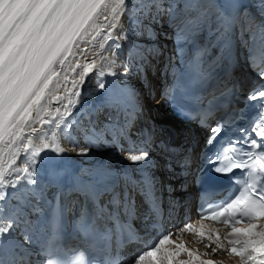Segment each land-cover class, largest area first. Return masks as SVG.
Masks as SVG:
<instances>
[{"label": "snow or ice", "instance_id": "6c2138e0", "mask_svg": "<svg viewBox=\"0 0 264 264\" xmlns=\"http://www.w3.org/2000/svg\"><path fill=\"white\" fill-rule=\"evenodd\" d=\"M188 7L192 6L188 5ZM164 11L168 9L164 8L162 0H137L131 9L128 0H0V248H4L14 239L17 228L25 233V239H31L27 235L31 222L23 211V205L28 203L27 195L31 194L29 186L35 184L33 177L37 161L42 159L45 150L65 152L66 149L60 146L62 138L70 143H77L70 132L73 124L77 123L72 119L74 115L72 110L80 102L79 86L84 83V78L90 73L96 74L98 79L105 75H116L113 67L101 68L95 58L91 62L86 59V53L94 46L97 36L103 34L104 39L99 44L100 51L95 52L94 57L99 56L101 62L107 60L108 64L116 66L115 57L121 48L120 41L129 39L128 32L133 30V26L142 28L144 19H148L149 16L155 18ZM125 14L129 17L128 29H123L121 24V18ZM187 23L191 24L192 21L189 20ZM117 31L121 32L119 37L115 35ZM81 43L85 44L84 48L80 47ZM107 48L113 50V59L109 60L100 54ZM249 52L251 67L261 79H264V25L261 26V42L256 54H252V49H249ZM78 55L85 57V60L83 63L77 62L73 65L69 58ZM57 65L60 66V71L57 70ZM123 67V74L126 75L129 72V65L125 64ZM69 68L74 73L76 69H82L79 78L71 81L70 89L66 86L68 82L66 73ZM60 72H64L65 75L62 77ZM62 80L65 85V95L55 96L54 99L67 100V103L63 104V111L57 108L56 112L52 113L43 101L53 96L54 89L60 87ZM99 87L105 88L102 80L99 82ZM260 88L264 89V85ZM168 95L166 91L165 97ZM261 98H264V90L254 89L249 94V99L252 101ZM127 99H130V95L115 100L114 104L127 102ZM261 106L264 107V103ZM45 114L50 119H44ZM259 119L260 122L255 126L239 129L241 137L235 142L229 141L230 147L223 150V155L218 154L216 157L218 163L223 164L225 160L228 161L227 166L215 168L216 172L243 170L241 178L237 181L239 195H236L235 199L229 197L231 203L226 201L221 205L213 203L212 207L216 208L215 211L209 208L206 213H202L204 219L223 222L232 227V232L228 233V243L232 247L227 251L239 256L240 264H264V229L257 235H251L235 227V223H239L235 220L237 215L247 218L249 230L255 228L252 221L256 219L257 214L264 215V113L259 114ZM36 123L41 125L39 129L33 126ZM211 131L213 137L209 138V144L213 142L220 128H212ZM85 136L86 143H93L96 137L95 129L91 132L86 130ZM37 140L39 144L36 143ZM236 144L240 147L237 148ZM88 150L87 147H81L79 154H85ZM136 151L134 147L129 149L130 153ZM22 153L26 157L24 167H16ZM127 159L133 163L147 162L149 153L139 150V154H130ZM9 177L14 178L9 179ZM128 179L134 188H139L140 194L150 203L151 211L158 216L159 207L153 179L150 176H143L140 181ZM21 186L25 188V193L17 197L19 204L14 206L12 211H7L4 201L9 195L8 190L10 189L15 195L16 190ZM86 194L93 199L96 198L94 190ZM109 203L113 206V210L108 211L105 207L101 211L106 212L108 219L115 222L117 230L122 231L124 225L120 221L119 209L123 206L125 214H130V194L127 186L123 199L120 193L113 192ZM131 207L134 208V203ZM231 221L234 223H230ZM185 229L197 231L192 225L187 224ZM170 235L171 233L168 235L159 233L157 237L159 242L153 240L154 247L147 245L150 250L138 256L137 264H142L145 260H150L151 264H162L167 259V254L161 245L171 242ZM129 238H133L131 232ZM207 238L212 239L210 235ZM216 243L217 248L223 247L219 237ZM177 247L181 248L182 245ZM52 248L53 244L50 243L42 248L40 254L54 255ZM217 248H213L212 251H217ZM183 250L187 251V249ZM154 253L158 254L155 260L152 259ZM0 264H5V261L0 259ZM11 264H28V262L25 256H20ZM40 264H44V261ZM47 264H61V262L48 259ZM64 264H91V261L87 259L86 253L81 251ZM105 264H119L118 258L109 257L105 260ZM179 264H188V262L181 261ZM202 264H216V262L206 260L202 261Z\"/></svg>", "mask_w": 264, "mask_h": 264}, {"label": "bare ground", "instance_id": "6f19581e", "mask_svg": "<svg viewBox=\"0 0 264 264\" xmlns=\"http://www.w3.org/2000/svg\"><path fill=\"white\" fill-rule=\"evenodd\" d=\"M162 1L163 3L170 2L164 6L172 4L174 15L170 19L174 20L178 16L182 18L179 20L180 22L178 21L179 25L174 28L172 40H161L162 43H159V45L156 43L159 34H164L163 37H166V32L160 30L157 24L161 19V14H164L161 12L155 18L149 16L148 19H144L142 28L133 26V30L128 32L129 39L120 41L121 48L115 57L116 66L108 64L107 60L101 62L99 56L94 57V53L100 51L99 44L104 39L103 34L97 36L94 46L86 53L88 62L95 58L100 63L101 68L113 67L116 75H105L98 79L96 74L90 73L84 78V83L79 86L81 92L80 102L72 110L74 113L72 119L77 123H74L70 129L71 136L77 143H70L62 138L60 146L66 149L65 152L56 153L45 150L42 159L37 161L36 172L33 177L35 184L29 186L31 194L27 195L28 203L23 205V211L27 214L28 221L31 222L27 232L31 239H25V233L21 232L19 228L15 229L14 239L4 248H0V259H3L5 264H11L14 259L20 256H28L32 261L35 259L38 233L45 229L42 216L47 206L51 204L50 199L55 191H61L67 202L66 205L71 209L76 206V194L79 190L95 189L94 191L101 196L111 193L104 205L113 210V206L109 203L113 192L120 193L121 199H123V193L127 186L128 192L131 193L132 185L126 178L128 173L135 175L134 167L150 172L148 176L158 186L171 185L174 182L173 180H178L177 174L173 171L175 170L172 166L173 159H166L157 155L159 150L154 144L155 140L148 143L144 137L146 133L159 138L166 137L168 128L173 127L176 131L178 144H182L185 142L186 136L185 134L182 136L180 132L188 131L190 126L165 113L161 99L158 96L159 90H156L155 86L152 100L158 98L156 101L150 102L152 100L146 94L142 96L144 94L141 80L142 69H147L149 64L155 62L156 59L158 61L156 63L157 68L166 65L170 68L173 65L180 67V61L188 54L192 45L208 46L207 64H212V68L222 67L232 61L236 54L237 42H239V57L241 56L243 59H245V53H250L249 49L254 52L259 48L261 34L253 30V20H250L248 14H245L244 6L240 1ZM136 3L137 0H128L129 8L131 9L132 5ZM188 5L192 7L189 8ZM178 6L181 8H178ZM186 7L189 11L184 17L183 11ZM189 20L192 21L191 24L187 23ZM98 23H103V21H98ZM121 24L123 29L129 28L128 14L122 16ZM120 34V31L115 33L117 37ZM172 41H174V46ZM80 47L84 48L85 44L81 43ZM100 54L109 60L113 59L111 48H107ZM176 57H179L180 61ZM236 58L238 57L236 56ZM69 59L75 65L77 62L83 63L85 57L78 55ZM160 63L163 64L160 65ZM125 64L129 65V72L126 75L123 74ZM56 67L60 71V66L57 65ZM80 71L82 69H76L74 73L71 68L68 69L66 73L68 76L67 88H72L71 81L79 78ZM148 71H151V69H148ZM60 74L62 77L65 75L64 72H60ZM101 80L105 83L103 89L99 87ZM63 95H65V85L62 80L60 87L54 89L53 96L47 97L43 103L52 113H55L57 108L63 111V104L67 103V100L56 101L54 99L55 96ZM129 95L130 99H127V102L114 104L115 100L126 98ZM73 98L75 97L73 96ZM136 111H142L141 116H145L146 119L142 121L139 118L140 123L134 124L132 130L129 123V132L134 134H127L128 121L124 122V116ZM33 116H35V113H33ZM44 119L47 120L50 117L45 114ZM33 126L38 129L41 127L39 123ZM45 127L47 128V126ZM92 129H95L96 137L93 143L89 144L86 143L85 131L91 132ZM130 138L133 139L134 145L133 142H130ZM119 142H121V147L118 146ZM36 143L39 144V140ZM81 147H87L88 152L79 154ZM132 147L136 148L137 151L130 153L129 149ZM139 150L149 153L147 162L133 163L127 159L130 154H139ZM25 159L26 157L22 153L15 166L24 167ZM167 175H170V177L168 178ZM12 178L14 177H9V179ZM135 178L141 177L136 175ZM8 191L9 195L4 201V206L7 211H12L14 206L19 204L17 197L24 195L25 188L23 186L18 187L15 195L11 193L10 189ZM176 194L180 195L182 192ZM168 195V193L165 194V196ZM130 198L132 201L135 199L132 196ZM181 199H183V196H181ZM184 214L180 213L179 209H175L168 215L170 221L163 229V235L171 233L169 238L171 242L161 245V248L167 254V259L162 264H179L181 261H187L188 264H202V261L206 260L214 261L216 264H240L238 258L227 255V248L220 240L223 247L217 248L216 239L209 240L207 238L208 232L187 221ZM186 224L192 225L197 231L193 232L185 229ZM147 245L155 246L149 240H146L147 249L143 253L150 250ZM177 245H182V247L178 248ZM213 248H217V251L213 252ZM183 249H187V251ZM133 252V249H130L127 252L129 255L123 256L120 264H137L138 256ZM173 253H176V255H172ZM152 259L155 260L154 257ZM33 263L38 262L33 261ZM142 264H151V261L145 260Z\"/></svg>", "mask_w": 264, "mask_h": 264}, {"label": "rangeland", "instance_id": "374dc122", "mask_svg": "<svg viewBox=\"0 0 264 264\" xmlns=\"http://www.w3.org/2000/svg\"><path fill=\"white\" fill-rule=\"evenodd\" d=\"M163 2V1H162ZM166 3H170V2H164L163 4L165 5ZM165 7V9H168V11H164L163 13L164 14H161V19L159 20V22H157V24L159 25L158 27H159V29L160 30H164L163 32H166V37H163V35L162 34H159V39H158V41H156V43L159 45V43L161 44L162 42H161V40L163 41V40H169V39H171V38H173L174 37V28L176 27V26H178L179 25V23H178V21L179 20H181L182 18L180 17V16H178V18H176V19H174V20H172V19H170L171 18V16L172 15H174V13H172L173 11H172V4H170L169 6H164ZM177 8V7H176ZM178 8H181L180 6H178ZM185 9H186V11H185ZM184 9V11H183V13H184V17L186 16V14L188 13V11H189V9H188V7H186ZM183 15V14H182ZM164 19V20H163ZM171 20V21H170ZM161 21V22H160ZM180 22V21H179ZM160 23L162 24V26L160 25ZM173 23V27H171V24ZM158 33H160V32H158ZM160 35H162V36H160ZM165 38V39H164ZM172 40V39H171ZM173 42V41H172ZM173 46H174V42H173ZM174 48V47H173ZM117 61H118V59H117ZM158 99V98H157ZM156 99V100H157ZM156 100H152L151 102H153V101H156ZM138 116V113L136 112V114H135V116ZM139 117V116H138ZM125 120H128V116L127 115H125ZM131 135H133V133H131Z\"/></svg>", "mask_w": 264, "mask_h": 264}]
</instances>
